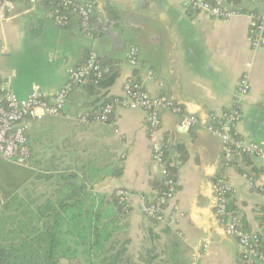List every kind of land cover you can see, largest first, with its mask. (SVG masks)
<instances>
[{"label": "crops", "instance_id": "1", "mask_svg": "<svg viewBox=\"0 0 264 264\" xmlns=\"http://www.w3.org/2000/svg\"><path fill=\"white\" fill-rule=\"evenodd\" d=\"M92 1L93 36L84 34L76 15L59 27L43 3L17 0L8 15L0 16V42L7 48L0 55V84L8 82L19 98H26L33 86L48 97L56 94L70 68L81 65L91 51L118 72L109 88H93L88 80L73 90L62 115L29 122V165L0 160L12 166L14 181L26 176L23 192L33 203L55 201L74 185H84L93 194L119 189L134 193L117 236L128 240L131 264H145L149 254L155 264H245L242 245L224 232L215 216L213 183L219 175L228 177L235 189V213L264 241V194L245 176L264 183V159L243 157L225 166L222 141L205 122L210 113L231 107L239 79L248 74L252 89L237 130L246 140L264 144V45H252L251 17L243 13L224 20L190 13L184 0ZM134 47L140 51L136 66L128 60ZM131 76L151 95L181 105L185 114L201 121L187 130L181 125L183 115L161 111L163 142L187 150L178 171L175 225L152 221L138 206L136 196L160 191L146 110L118 105L108 122L83 121L108 99L122 96Z\"/></svg>", "mask_w": 264, "mask_h": 264}, {"label": "built area", "instance_id": "2", "mask_svg": "<svg viewBox=\"0 0 264 264\" xmlns=\"http://www.w3.org/2000/svg\"><path fill=\"white\" fill-rule=\"evenodd\" d=\"M17 0H0V16L8 15ZM36 5L48 2L54 6L52 10L55 23L59 27L67 26L71 15H76L84 34L94 35L93 1L80 3L77 0H28ZM263 6V10L250 12L252 19L250 38L254 47L264 45V0H253ZM184 7L190 13H204L211 18L228 20L243 14L240 9L227 7L220 0L212 3L207 0H184ZM7 48L0 42V55ZM140 51L137 47L130 50L129 63L136 66L139 63ZM108 67L100 61L96 51H91L85 61L76 67H71L67 82L59 91L48 97L38 86H33L26 98H19L10 88L9 83L0 84V158L20 166L29 165L32 151L29 140V122L43 120L47 116L63 114L68 98L73 90L84 85L88 80L98 83L107 73ZM252 89L248 74L241 76L229 109L223 113L212 112L208 115L205 128L220 137L223 145V164L232 165L244 156L264 159V144L253 140H246L239 135L237 127L243 118L245 97ZM136 104L147 112L148 138L151 144L153 161L159 165L160 174L167 177L165 189L152 196L139 194L138 206L140 211L149 219L175 225L178 220L177 205L174 202L178 192V178L173 175L165 163L166 149L161 138V111L164 108L183 115L181 125L189 130L201 123L195 115H187L184 108L165 97H155L149 93L144 84L134 76L127 79L124 93L120 97L112 98L104 105L101 112L91 116L97 122H108L118 105ZM88 116H83L87 121ZM251 186L264 194V183L252 176L245 175ZM214 213L224 232L234 237L242 245V259L245 264H264V249H261L262 238L259 232L245 227L239 216L230 209V200L235 189L226 175H219L214 183ZM120 202L128 212L133 204L135 194L128 189L117 190ZM1 199V198H0ZM203 252H207L204 245ZM192 264H198L195 260Z\"/></svg>", "mask_w": 264, "mask_h": 264}, {"label": "trees", "instance_id": "3", "mask_svg": "<svg viewBox=\"0 0 264 264\" xmlns=\"http://www.w3.org/2000/svg\"><path fill=\"white\" fill-rule=\"evenodd\" d=\"M207 1L216 3L217 0ZM41 3L48 5L51 11L55 6ZM226 3L225 6L243 13L263 10L262 4L253 0H226ZM103 65L108 71L98 83L92 81L93 88H109L118 77V72L108 66L110 64ZM164 143L165 163L178 178L187 150L181 144H171L167 140ZM5 163L0 160V264H131L126 257L128 240L121 241L117 237L123 229L121 218L125 214L117 191L93 194L84 185H74L63 190L62 197L55 201L33 203L23 192L26 176L14 181L12 166ZM166 179L161 175L156 184L160 191L156 194L165 189ZM230 209L235 212L231 200ZM241 223L247 227L242 220ZM260 235L261 249H264ZM144 263L155 264L154 256L149 254Z\"/></svg>", "mask_w": 264, "mask_h": 264}]
</instances>
